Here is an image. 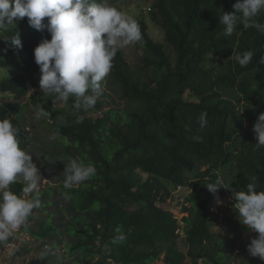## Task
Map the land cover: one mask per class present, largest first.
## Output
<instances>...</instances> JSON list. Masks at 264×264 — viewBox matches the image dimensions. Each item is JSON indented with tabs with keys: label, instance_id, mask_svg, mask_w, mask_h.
<instances>
[{
	"label": "trees",
	"instance_id": "16d2710c",
	"mask_svg": "<svg viewBox=\"0 0 264 264\" xmlns=\"http://www.w3.org/2000/svg\"><path fill=\"white\" fill-rule=\"evenodd\" d=\"M235 2L154 0L167 45L150 38L140 22L142 67L130 65L119 50L102 82L103 88L109 78L116 83L118 98L126 105L121 110L91 115L109 97L105 89L94 108L79 113L73 107L74 97L65 104L72 111L67 113L53 105L51 97L32 96L34 109L50 114L45 116L62 146L60 151L97 170L77 187L66 189L60 182L58 191L64 198L67 195L66 208L33 231L59 240L62 228L69 236L65 252L70 264H152L161 254L165 264H184L186 258L196 262L200 257L210 264H228L224 238L210 231V201L202 182L205 178L207 184L216 182L223 175L233 195L245 190L255 176L257 190L264 191V148H255L253 132L259 114L264 113V64L259 63L264 56V32L238 26L231 36L223 34L219 15L234 11ZM258 22L264 23V12ZM17 34L20 49L11 44ZM42 39L50 40V33L29 26L27 17L0 33V46L7 53L0 57V66L13 64L20 71L0 79V119L8 118L21 129V144L26 96L31 88H40L34 49ZM249 50L253 60L241 68L234 58ZM186 91L193 99L184 98ZM5 94L15 100L5 101ZM202 112L207 113L203 128L198 123ZM78 115L84 116L82 123L75 122ZM140 173L150 177L142 178ZM190 180L193 189L182 210L188 212L182 222L189 248L183 252L177 244L178 221L165 206L171 196L167 183L186 186ZM24 186L17 180L10 190L20 195ZM52 190L50 186L38 192L39 197ZM138 202L142 204L129 210ZM117 228L126 236L119 244L113 243ZM97 241L110 248L105 258L98 257ZM242 262L259 261L250 256Z\"/></svg>",
	"mask_w": 264,
	"mask_h": 264
},
{
	"label": "clouds",
	"instance_id": "9594fccd",
	"mask_svg": "<svg viewBox=\"0 0 264 264\" xmlns=\"http://www.w3.org/2000/svg\"><path fill=\"white\" fill-rule=\"evenodd\" d=\"M232 7L234 11L219 15L225 36H231L238 26L244 30L255 27L264 32V23L258 22L260 13L264 12V0H236ZM25 17L29 26L46 29L51 35L50 40L42 39L34 49L41 73V91L48 94L54 104H66L74 97L73 107L78 113L87 112L96 105L104 91L102 82L112 70L117 52L143 38L138 22L107 0H0V33ZM11 44L22 48L18 34L12 37ZM253 56L249 50L237 54L234 59L244 68ZM259 63L264 64V56ZM44 115L50 114L38 109L34 118L38 120ZM206 117V112L198 117L201 128L207 124ZM83 120L84 116L78 115L75 122ZM253 132L257 140L255 148H264V113L259 114ZM20 137L18 126L8 118L0 119V246L7 245L17 230L26 227L33 210L40 207L37 191L40 172L32 155L21 147ZM64 172V187L70 189L95 176L97 170L91 163L70 159ZM17 180L25 185L20 195L10 190ZM256 181L257 177L252 176L245 190L233 192L236 201L233 207L239 221L257 233L247 245L248 254L264 260V191L257 190ZM221 186L224 185L219 181L206 186L217 205L223 203L217 194ZM28 194H33L32 198H24ZM116 231L118 235L113 243L124 242L126 236L119 228ZM12 251L15 253L16 249ZM49 251L44 249L40 258L47 256Z\"/></svg>",
	"mask_w": 264,
	"mask_h": 264
},
{
	"label": "rangeland",
	"instance_id": "374dc122",
	"mask_svg": "<svg viewBox=\"0 0 264 264\" xmlns=\"http://www.w3.org/2000/svg\"><path fill=\"white\" fill-rule=\"evenodd\" d=\"M107 3L134 18L139 26L140 22H143L150 38L167 45L164 31L160 26V19L154 6V0H117L116 2L107 0ZM121 50L130 65L142 67L141 58L143 52L139 42L129 44ZM6 54V50L0 46V57ZM19 72L20 71L13 64L4 67L0 66V79L13 76ZM104 89L105 92L109 94V97L104 100V104L100 109L91 112L92 116H95L98 110H121V108H125L126 106L125 103L118 98V88L112 79L109 78L107 82L104 83ZM2 96L3 95L0 94V98ZM32 96H36L37 98L49 97L48 94L43 93L40 88L37 90L31 88L29 90L26 96L28 105L23 113L24 127L22 128V133L24 136L21 147L32 155L33 162L39 169L41 179L37 191H44L50 186H53L54 190H52L50 195L40 198V207L33 210L32 215L28 219L27 226L17 230L7 245L0 246V264H70L71 258L65 252V242L69 236L62 228L56 238L62 242L55 247L54 243L59 242V240L53 238L46 239L33 233V231L38 230L40 223L44 219L66 208V198L59 193L58 185L60 182L65 181L64 169L71 158L66 157L65 154L60 151L62 146H60L59 140L55 138L53 130H51V127L48 125L50 123H48L49 120L47 117L44 115L38 120L34 118L36 109H34L31 103ZM184 98L189 100L193 99L191 92L186 91ZM4 99L5 101L15 100L12 95L7 94H5ZM53 105L62 108L64 112H72L65 104ZM108 124L111 125L110 122ZM75 159L81 161L80 158ZM139 176L142 178L150 177V175L146 173H140ZM207 181L208 180L205 178L202 182L201 189L207 193L210 201V231L224 238L227 256L226 262L228 264H243V257L248 259L250 257L247 251V245L257 233L251 231L239 221L238 213L235 214L234 212L233 206L235 201L233 195L228 188H226L227 186L223 175L219 174L216 180V182L219 181L225 186H221L217 193L219 198L223 201L222 205L216 204L213 194L206 188ZM192 182L190 180L189 184L186 186L167 183L171 196L166 200L165 206H167L178 221L179 228L176 231V233L179 232L177 244L183 252H187L189 247L184 240V224L182 222V217L187 216L188 212H183L182 210L184 206H188L186 196L190 194L193 189ZM212 183H215V181ZM77 186L78 185H74V187ZM197 190H199V188H197ZM32 195L33 194H28L24 198L30 199ZM141 204L142 202H138L135 206L129 207V210ZM63 216L67 219L66 212L63 213ZM97 243L99 242L97 241ZM98 246L101 251L98 257L105 258L110 248L106 244L100 245L99 243ZM13 248L16 249L15 253L12 251ZM44 249H49V254L44 256V258H40ZM204 250L205 247H202L199 249V252L203 253ZM163 259L164 255L161 254L160 258L152 264H165ZM257 259L259 261L258 264H264V260H261L259 257H257ZM184 264H210V262L205 257L198 258L196 262L186 258Z\"/></svg>",
	"mask_w": 264,
	"mask_h": 264
},
{
	"label": "built area",
	"instance_id": "2783aa9c",
	"mask_svg": "<svg viewBox=\"0 0 264 264\" xmlns=\"http://www.w3.org/2000/svg\"><path fill=\"white\" fill-rule=\"evenodd\" d=\"M178 188H179V186H178ZM210 209V208H209Z\"/></svg>",
	"mask_w": 264,
	"mask_h": 264
},
{
	"label": "crops",
	"instance_id": "0c3cea01",
	"mask_svg": "<svg viewBox=\"0 0 264 264\" xmlns=\"http://www.w3.org/2000/svg\"><path fill=\"white\" fill-rule=\"evenodd\" d=\"M179 228V227H178ZM178 230V229H177ZM179 233V232H178Z\"/></svg>",
	"mask_w": 264,
	"mask_h": 264
}]
</instances>
